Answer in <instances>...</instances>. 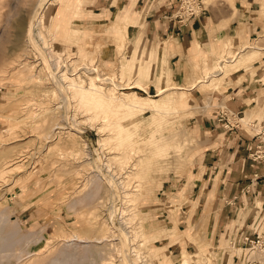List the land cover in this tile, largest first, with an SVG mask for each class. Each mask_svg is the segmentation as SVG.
Returning <instances> with one entry per match:
<instances>
[{
    "label": "rangeland",
    "instance_id": "1",
    "mask_svg": "<svg viewBox=\"0 0 264 264\" xmlns=\"http://www.w3.org/2000/svg\"><path fill=\"white\" fill-rule=\"evenodd\" d=\"M51 1L0 0V217L7 219L6 230L15 227L21 237L32 235L10 242L12 252L22 254L18 261L3 253L0 264H52L72 252L84 256L76 264H179L182 250L195 254L189 264H234L240 254L263 258V252L238 242L245 248L241 252L233 239L212 246L203 231L208 217L180 209L188 187L184 180L204 138L190 119L203 115V97L224 84L228 74L246 63H264V29L242 44L227 40L219 53L199 59L196 81L184 89L171 82L161 57L163 44L140 48L111 28L105 34L115 38L110 42L115 55L109 56L113 62H104L100 44L93 42L98 33L78 23L90 17L82 12L87 0L68 11L62 0L45 22L47 30L41 29L38 19ZM72 27L80 32L63 35ZM49 52L59 54L67 73L76 63L81 77L76 83L88 88L92 78L103 92L144 108L128 115L109 111L119 120L108 127L100 123L103 110L74 113ZM149 60L155 67L148 65L152 75L145 76L142 66ZM85 68L94 71L87 74ZM206 72L210 76L200 81ZM155 99L158 109L151 108ZM241 120H234L238 127L256 133L247 116ZM57 125L73 127L77 134L64 129L55 136ZM255 207L252 221L259 212ZM124 208L131 215L126 212L121 219ZM74 235L88 244L70 242ZM154 254L161 259L154 260ZM202 257V263L196 262Z\"/></svg>",
    "mask_w": 264,
    "mask_h": 264
},
{
    "label": "crops",
    "instance_id": "2",
    "mask_svg": "<svg viewBox=\"0 0 264 264\" xmlns=\"http://www.w3.org/2000/svg\"><path fill=\"white\" fill-rule=\"evenodd\" d=\"M262 2L201 3L200 14L180 25L172 19L176 9L173 0H87L82 12L90 17L78 23L91 25V32L98 33L93 42L100 44L103 60L108 63L113 62L109 57L114 54L110 42L115 38L105 33L111 28L114 35L120 30V39L137 42L140 48L163 44L161 57L171 82L186 88L196 81L199 71L195 63L199 59L207 60L211 54L219 53L227 40L242 44L264 29ZM147 53L154 55L155 50L145 52L144 56ZM263 64L246 63L228 74L224 84L203 97L207 103L203 115L198 120L190 119L204 138L183 183L188 187L182 196L180 212L208 217L203 231L212 246H218L219 242L223 245L226 239L238 240L242 235L251 240L255 236L264 237V163L249 161L248 153L256 144L255 133L238 127L234 121L247 116L252 126L264 122ZM148 65L155 67L150 60L145 62L142 66L145 76L152 75ZM198 100L197 103L201 98ZM219 113L224 115L220 121ZM256 204L259 212L252 221L250 214ZM237 246L244 251L241 244ZM233 260L234 264H264V257L246 254L235 255Z\"/></svg>",
    "mask_w": 264,
    "mask_h": 264
},
{
    "label": "bare ground",
    "instance_id": "3",
    "mask_svg": "<svg viewBox=\"0 0 264 264\" xmlns=\"http://www.w3.org/2000/svg\"><path fill=\"white\" fill-rule=\"evenodd\" d=\"M67 5V10L68 11L70 9V7L75 6L76 8H80L82 6V3H83V0H67L65 1ZM64 1L62 0H52L50 3H48V5L45 7V9L43 10V12L41 13L40 15V18L38 19V23H37V26L40 27L41 29H46V24L45 22L47 21L48 18L51 17V15L55 12L57 13L58 12V9L60 8V5L62 3H65ZM58 4V5H57ZM56 6V7H55ZM73 17V16H72ZM65 18V16H64ZM10 22V21H9ZM17 25V29L18 31L22 28V25L21 23H18L16 24ZM71 25V24H70ZM76 25V24H75ZM47 30V29H46ZM49 30V29H48ZM48 31H46L45 33H47ZM80 31L75 28V27H72L70 29H64L63 30V35L65 36H75L77 33H79ZM48 35V34H47ZM46 35V36H47ZM50 35V34H49ZM53 35V34H52ZM51 36V35H50ZM64 36V37H65ZM48 38V37H47ZM49 41V40H48ZM49 43V42H47ZM50 48H53L52 44H50ZM49 55L51 57V60H52V64L53 66L56 68V71H59L58 74H60V79L61 81L65 84V90H66V93L68 94L71 102H72V106H73V112L75 113H78L79 115V112L82 111V112H86L87 114V111L89 112V109H94V110H103L105 113L100 116L99 119H102L100 121L103 122L104 126L108 127V126H111V125H117V122L119 119H117L116 116H112L110 113H108L109 111L111 112H117V113H120L121 115L123 114H130L131 112H133V110H138V109H143L144 108V105L142 103H139V102H133V101H128L129 98H126L124 100H121V98H119L118 96H114L111 94H109V92H103V87L102 86H99L98 83H94L92 81V78H89V87L88 88H85L83 85L82 82L80 83H76L75 80H81V77L79 75H76V71H74V68L76 67V63H73L74 65V68H73V71L72 73H67L64 68L60 65V59L58 55H53L52 52H49ZM120 57V56H119ZM222 61H225L222 60ZM64 62V61H63ZM71 62V61H70ZM89 62V61H88ZM90 64L92 62H89ZM89 67H91V65H89ZM222 67V66H221ZM77 70V69H75ZM85 73L87 74H91L93 73L94 69L92 68H85L84 69ZM96 70V69H95ZM97 71V70H96ZM97 73V72H96ZM210 75L206 72L204 73V75L202 76V79L200 81H205ZM74 77V78H73ZM99 78V77H98ZM108 79V78H107ZM105 81V80H103ZM199 81V82H200ZM106 82V81H105ZM108 82H109V79H108ZM185 89V88H184ZM50 91V90H49ZM46 93V92H45ZM65 93V94H66ZM164 93V91H159V94H162ZM51 94L53 96H57V91L54 89V88H51ZM157 95V94H156ZM126 97V96H125ZM86 102H85V101ZM151 108H156L158 109L159 107L157 106V100H153L152 101V105H151ZM82 114V113H80ZM89 114V113H88ZM74 115L73 114V121H74ZM85 115V114H84ZM92 115V114H91ZM90 115V116H91ZM76 116V115H75ZM87 116V115H86ZM92 119L94 118V116L91 117ZM86 119L88 120V118L86 117ZM98 119V118H97ZM95 119V120H97ZM89 121V120H88ZM91 121V120H90ZM94 121V119H93ZM103 124L101 128H103ZM56 125V124H55ZM64 125V124H63ZM117 128H122L123 125H120V126H116ZM99 128V127H98ZM105 128V127H104ZM103 128V129H104ZM48 129V128H47ZM66 129V133H76L74 130H73V127H65V126H62V125H57L55 130H58L56 131L55 133L53 132V134L56 136L57 134H60L62 130ZM100 129V128H99ZM98 129V130H99ZM101 129V131L103 130ZM116 129V128H115ZM106 130V128H105ZM112 130V129H111ZM117 130V129H116ZM100 131V130H99ZM118 131V130H117ZM64 132V131H63ZM114 132V129L112 130V133ZM116 132V131H115ZM77 134V133H76ZM66 137V136H65ZM104 145V143H103ZM2 173V172H1ZM0 173V174H1ZM100 180V179H99ZM123 183V182H122ZM121 184V182H120ZM122 186V185H121ZM125 200L126 201V204L128 202V199H127V194H125ZM131 205H128L127 207L129 208ZM133 206V205H132ZM128 208H124L121 213H120V218L123 219V217L126 215V212H127V215H128V212H130V215H131V211L128 210ZM131 208V207H130ZM133 210V209H132ZM2 214V213H1ZM129 215V216H130ZM131 217V216H130ZM129 217V218H130ZM128 218V219H129ZM133 218V217H132ZM128 221H131V219H129ZM127 221V222H128ZM6 224H7V219L4 218V217H0V254H8V256H12V257H16V261H18V259H20V256L22 254H19V253H13L12 251V248H11V244L10 242L12 240H14L16 237H18L20 240H23V239H27L29 238V236H32V235H27V236H19L18 234V230L13 227L12 229H5L6 227ZM15 225V224H14ZM112 234V233H111ZM113 237V235H112ZM99 239V238H98ZM94 240V239H93ZM97 240V239H96ZM100 240V239H99ZM105 240V239H104ZM102 239V241H104ZM77 242V243H83V244H88L87 241H83L81 239H79L77 236H73L72 239L70 240V242ZM112 241V240H110ZM90 242L92 243V241L90 240ZM9 243V244H8ZM28 243H30L28 241ZM68 243V242H67ZM75 243V244H77ZM101 243V242H100ZM65 244V243H64ZM95 244V243H94ZM66 245V244H65ZM91 245V244H90ZM74 246H78V245H74ZM93 246V245H92ZM111 246V245H110ZM86 247V246H85ZM87 248V247H86ZM85 248V249H86ZM89 248L88 247V251H89ZM21 250V249H20ZM62 252V251H61ZM71 253V252H70ZM133 254H135L136 256L138 254L135 253V251L133 250L132 251ZM4 254V255H5ZM18 254V255H17ZM63 254V253H62ZM67 254V253H66ZM153 254V253H152ZM60 255V254H59ZM195 255V254H194ZM193 255V256H194ZM19 256V257H18ZM156 255L154 254V260H160L161 258H158L157 256L155 257ZM191 254H188L187 252H185L184 250L181 251V254H180V257H179V264H189V259L191 257H193ZM6 256L2 257V258H5ZM77 257H83L84 259V256H77L75 254V252L72 254H67L66 257L62 260H52L53 263L52 264H69L70 262H74L75 259ZM151 257V256H150ZM1 258V257H0ZM18 258V259H17ZM2 260V259H1ZM202 260H203V257L202 258H199L197 259L196 258V262H199V263H202ZM75 263V262H74ZM51 264V263H50ZM76 264V263H75ZM77 264H80V263H77Z\"/></svg>",
    "mask_w": 264,
    "mask_h": 264
},
{
    "label": "built area",
    "instance_id": "4",
    "mask_svg": "<svg viewBox=\"0 0 264 264\" xmlns=\"http://www.w3.org/2000/svg\"><path fill=\"white\" fill-rule=\"evenodd\" d=\"M176 2V9L172 15V19L177 24H185L191 20H194L201 12L200 0H173ZM224 115L219 113L218 121L222 120ZM228 123L225 124L227 127ZM256 144L252 150L248 153V159L252 164L264 163V122H262L254 134ZM240 242L244 246L247 245V250H255L261 252L264 249V237L255 236L253 240L249 239L246 235H242L238 238L237 243ZM233 244H235L233 242ZM232 244V245H233Z\"/></svg>",
    "mask_w": 264,
    "mask_h": 264
}]
</instances>
